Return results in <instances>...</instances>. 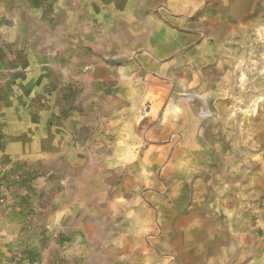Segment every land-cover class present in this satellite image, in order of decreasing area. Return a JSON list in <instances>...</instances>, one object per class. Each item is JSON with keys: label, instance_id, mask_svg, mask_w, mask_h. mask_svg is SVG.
Segmentation results:
<instances>
[{"label": "rangeland", "instance_id": "374dc122", "mask_svg": "<svg viewBox=\"0 0 264 264\" xmlns=\"http://www.w3.org/2000/svg\"><path fill=\"white\" fill-rule=\"evenodd\" d=\"M13 115L46 156L0 176L32 235L0 264H54L80 220L97 264H264V0H0Z\"/></svg>", "mask_w": 264, "mask_h": 264}, {"label": "crops", "instance_id": "0c3cea01", "mask_svg": "<svg viewBox=\"0 0 264 264\" xmlns=\"http://www.w3.org/2000/svg\"><path fill=\"white\" fill-rule=\"evenodd\" d=\"M14 107V105L11 106V110H14ZM14 116L15 115L6 116L10 119L8 121H4L2 119L3 116H0V176L10 173L13 167L21 169V165H23L24 161L27 162V160H24L22 157L27 158L28 155H31L30 157H32L33 159L37 156H46V153L40 150L46 143L45 139H37L38 141L33 142L28 136L22 137L19 130L15 129V127H19L20 125L15 121ZM6 128L9 131L12 130V135L3 137L4 139H2V132H4ZM50 141H52L51 143H49L50 145H52V149L54 151L53 153H56L59 150L61 153H67L70 158L76 157V153H69L70 150H60L59 145L63 141L60 135L54 134ZM22 149H25L24 151L26 152L22 153ZM18 158H20L21 160H18ZM93 200H90V202L85 205L84 211H86V209L89 210L90 208L92 209V211L97 210V212L105 214L107 212V209L105 207H99L98 205H95ZM216 205L217 206L215 207H217L218 209H222L221 205ZM262 210L264 213V200L262 204ZM233 212L234 215L230 219V222L242 224L246 220L247 223H252V218H247V216L245 217V215L243 216L242 214H237V212H240L239 206L237 208L233 207ZM202 218L204 219V216L201 215L190 217L192 222L195 220L200 221ZM186 219L187 218H185L184 220ZM11 221L9 220L7 222L6 220H2L0 222V250L14 245H23L26 241L31 239L32 235L28 233L29 231L27 232L23 222L16 223V220H13L12 222ZM71 227L72 228H70L68 232L69 235H71V242L60 240L58 245L55 246L54 256H57V258H54V264H97L94 263V254L97 251L96 247L98 245L94 223L87 220H80L78 224H75ZM62 228L63 227L61 226V230ZM30 243L32 244L31 241ZM30 243L28 245L29 247L31 245ZM99 248L100 247L98 246L97 249ZM50 254L41 255L40 263L50 264V261H52V255ZM34 256L35 259H32V262L30 264H40L38 261L39 254H36Z\"/></svg>", "mask_w": 264, "mask_h": 264}]
</instances>
